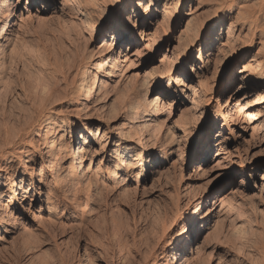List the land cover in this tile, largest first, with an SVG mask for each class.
<instances>
[{"label": "rangeland", "instance_id": "374dc122", "mask_svg": "<svg viewBox=\"0 0 264 264\" xmlns=\"http://www.w3.org/2000/svg\"><path fill=\"white\" fill-rule=\"evenodd\" d=\"M24 1L21 6L26 10L21 11L22 18L16 21L14 29H17L15 34L18 32V40L20 38L19 43L22 45L19 46L26 56L20 60L21 62L12 63L7 74L10 87L0 95V125L15 124L16 116L21 115L24 110L27 114L32 112V115H35L36 113L33 112L40 105V92L43 89L49 90L57 83L59 88L56 86L57 91L50 100L54 116H62L74 121L75 117L71 112L74 106L69 104L67 91L63 88L64 84H60V80L66 74L71 80L74 79L71 77H82L84 73L80 68L95 58L101 40L106 38L110 41L109 29L115 19H121L125 26L134 21L132 18L134 0H89V16L81 19V25L54 9L51 2L41 3V6L37 7L38 12H35L34 8L26 6ZM204 1L196 0L191 7L186 0L185 2L182 0L179 5L176 0L157 1L156 7L159 13H155L153 27L161 21L162 9L166 8L170 13L168 23L160 24L166 32V40L152 58H144L139 63L131 57L126 65L138 66L140 79L145 70L153 65H159L169 51L173 52L192 43V39L199 35L203 39L208 36L215 39L218 36L216 34H221L219 41L213 44L221 52L218 53L217 50L209 57L208 65L200 71V78L193 75L195 80L188 82L187 96L192 98L193 89L198 88L200 83L205 90L213 94L212 107L219 104L225 115H231L235 121L240 119L235 102L247 107L257 93L250 91L245 96L244 85L236 80L238 71L243 69V65L262 59L258 53L261 46L258 44L259 35L254 37L251 43L247 27H242L240 22V17L253 8L255 0H236L230 11H222V13L219 4L223 0L211 2L207 0L206 3ZM148 6V1L145 0L140 9L141 13ZM220 13L223 15L221 25L216 28L215 34L210 35L212 24L217 22ZM17 17L20 18L19 11ZM230 24L233 39L228 40L230 46L226 48L222 44L226 41V32ZM259 24H264V9L260 14ZM84 27L90 28L89 35L82 31ZM97 27L103 35H98ZM203 41H199L195 46V62L199 46ZM125 46L124 44L123 50ZM208 53L210 54V51ZM80 58L84 60L80 61ZM180 78H182L181 74L174 75L171 78L173 85ZM135 81L127 80L124 84L131 86ZM75 82L79 83L78 80ZM24 87L31 89L30 95L25 92ZM32 88L37 89L36 93L32 92ZM163 91L166 95L162 97L161 103L165 109L164 115L169 117V122L164 126L166 136L176 137L172 128L175 124H187L188 127L186 137L175 146H171L173 149L179 146V151L168 155V160L166 159L159 168L151 170L147 166L146 174L141 178L140 167H137L138 158L135 156L136 159L131 161L134 170L127 175L129 179L127 192L119 194L116 183H112L111 179L107 180L102 186L101 196L96 201L87 203L88 210L82 217L79 209L63 210L62 205L48 209L46 198H43L41 203L43 211L35 212L32 222L30 219L25 222L26 226L40 225L34 238L23 239L22 235L18 234L20 229L17 231L11 229L12 222L0 227V264H146L150 259L151 250L136 246L138 237L143 233L146 217L152 216V210L156 212L167 210L169 225L164 243L166 245L172 243L183 230L178 222L179 210L189 207L192 211V201L196 195L209 196L210 201L221 197L223 199L222 205H218L215 209L216 211L219 208V212L209 222L208 234L199 237L197 244L193 245V250L198 246V252L193 255L191 262L193 264H264V259L261 260L264 251L262 250L261 253L260 249L263 238L261 232L264 229L263 135L250 136V131L242 133L237 129L233 136H226L222 148L219 144V148L212 150L211 155L215 151L219 152V149L225 153L239 155L240 160L246 163L243 170L236 173H232L230 169L222 170L221 174L211 178L207 177L205 172H201L197 179L190 180L187 178L188 171L194 169L197 163L185 165L187 154L199 139L201 143L207 140L205 136H201L202 133L207 131L211 141L216 139L219 130L212 129L210 124L215 116V109L211 108L207 112L199 108L194 111L190 101L184 99V95L180 92L171 94L167 89ZM113 93L106 94L104 101L112 94L110 103L117 96ZM124 94L126 92H123V96ZM243 96L246 98L242 100ZM138 99L143 101L142 92H139ZM112 105L115 107L116 103ZM254 109L249 108V111ZM89 114L87 116L91 117ZM194 114L196 117L192 122ZM114 116V112L110 114L111 118ZM240 133L242 137H239ZM99 148L100 146H97V149ZM201 148L202 145H199L197 151L199 152ZM91 149L89 159L94 148ZM106 157L108 159L107 155L100 154L94 158L93 170L99 163L103 165L107 163ZM41 163L39 161L37 167ZM212 165L213 163L209 167ZM104 168L106 167L103 166ZM36 206L37 209L39 205ZM66 217L71 219L67 220ZM5 230L7 232H4Z\"/></svg>", "mask_w": 264, "mask_h": 264}, {"label": "bare ground", "instance_id": "6f19581e", "mask_svg": "<svg viewBox=\"0 0 264 264\" xmlns=\"http://www.w3.org/2000/svg\"><path fill=\"white\" fill-rule=\"evenodd\" d=\"M46 1L51 2L54 9L80 25L81 19L89 16V0H60V2L25 0L24 2L26 6L38 12L37 7ZM147 1L149 6L143 13L140 9L145 0L133 1L132 18H135L131 24L125 26L119 18L113 21L109 29L110 41L106 38L101 40L95 58L89 63L85 62L86 64L80 68L84 73L82 77H71L74 78L71 80L66 74L60 80V84H64L63 88L67 91L69 104L74 106L71 110L75 117L74 121L62 116H54L50 100L57 91V83L49 90L43 89L40 92V105L38 107L35 105L37 107L34 108L35 115H32V112L27 114L24 110L21 115L16 116L15 124L0 125V227L12 222L11 229L16 231L20 229L18 234L22 235L23 239L29 240L34 238L40 225L37 226L38 228L32 225L26 226L25 222L28 219L32 222L35 212L43 211L41 207L43 198H46L48 209L49 207L55 209L58 205H62L63 210L79 209L82 217L88 210L87 203H92L101 196L102 186L107 180L111 179L112 183H116L119 194L127 192L129 182L127 175L134 170L131 161L136 159H134L135 156L138 158L137 167H140V178L145 176L147 166L151 170L162 166L166 159L168 160V155L179 151V146L176 149L171 146L183 140L188 133L187 124H175L172 127L173 134L176 135L174 138H169L164 133V126L169 122V117L164 115L165 109L161 103L162 97L166 95L163 89H167L171 94L180 92L184 95V99L190 101L194 111L199 108L207 112L211 108L215 109V116L210 124L212 129L219 130L216 139L211 141V136H207L206 131L201 136H205L207 140L201 143L199 139L192 146L187 154L185 165L189 166L193 162L197 164L194 169L188 171V179H197L201 172H205L207 177L211 178L221 174L222 170L230 169L232 173H236L244 169L243 166L246 163L240 160L239 155L225 153L222 149H219V152H213L212 155L211 152L219 144L222 148L226 136H233L237 129H240L242 133L250 131V136L261 134L264 137V24H259L264 0H255L253 8L246 11L244 15L242 13L243 16L240 15L242 16L240 22L242 27H247L251 43L253 38L259 35L258 44L261 46L258 53L262 59L252 61L254 65L251 62L246 63L247 65H243V69L238 71L236 80L244 85L245 96L250 91L257 93L247 107L235 102V106L238 107L237 115L240 116V119L235 121L231 115H225L219 104L212 107L213 94L205 90L200 83L198 88L193 89L192 98L187 96L188 82L194 81V76L200 78V71L208 65L209 57L218 50L213 44L219 41L221 34H216L218 36L214 37L215 39L209 36L203 39L199 35L192 39V43L173 52L169 51L159 65H153L145 70L140 79L138 66L126 65L131 57L139 63L144 58H152L166 40V32L160 24L168 23L170 13L166 8L162 9L161 21L153 27L155 13H159L156 7L159 0ZM181 1L176 0L178 5ZM195 1L186 0L190 7ZM235 1H221L219 4L221 13L230 11ZM22 2L23 0H0V95L10 87L7 74L11 64L23 60L26 56L22 47L19 46L21 43H19L20 38L18 40V32L15 34L17 29H14L16 21L22 18L21 11L26 10L22 8ZM221 13L217 22L212 24L210 35L215 34L216 28L221 25V19H223ZM230 27L231 24L227 28L229 32H226V41L222 44L226 48L230 46L228 40L233 39L230 33L232 27ZM89 29L84 27L82 31L89 35ZM96 29L98 35H103L100 28ZM202 40L204 41L199 46L195 62L194 49ZM124 44L126 46L123 50ZM219 52L221 50H218ZM81 59L84 60L80 58V61ZM76 64L79 65L77 62ZM176 74H181L182 78L173 85L171 78ZM131 79L136 80L133 85L124 84ZM77 80L78 84L75 82ZM29 89L25 88V92L29 93L31 91ZM33 90L35 89L32 88V92L36 93L37 89ZM109 92L117 94L110 103L112 94L108 95L109 97L104 101ZM123 92H126L124 96ZM139 92L143 93V101L138 99ZM245 98L243 96L242 100ZM114 102L115 107L112 105ZM249 108L255 109L249 111ZM113 112L115 116L111 118L110 114ZM88 113L91 117L87 116ZM195 115L192 116V122ZM33 132L36 135H33ZM242 133L239 137L243 136ZM199 145H202V148L198 152ZM97 146L100 148L97 149ZM91 148L94 150L89 159ZM100 154L108 156V159L105 158L107 163L104 165L99 163L93 170L94 158ZM39 161L42 163L37 167ZM212 163L213 165L209 167ZM103 166L106 168L103 169ZM263 183L264 178H262ZM222 199L223 197L210 201L209 196H194L192 211L189 207L179 210L178 222L182 225V233L167 245L164 241L169 225L168 215H166L168 212L164 209L165 212L152 210V216L146 217L143 233L136 242V246L151 250L150 259H147L146 264H191L193 255L198 252V246H195L193 250V245L197 244L199 237L208 234L209 222L219 212V208L216 211L215 209L218 205H222ZM36 205H39L37 209ZM69 219L71 217L67 218ZM12 233L14 234V231ZM261 237L263 238L260 249L264 251V229ZM259 258H261L260 253ZM263 259L264 257L261 260Z\"/></svg>", "mask_w": 264, "mask_h": 264}, {"label": "snow or ice", "instance_id": "6c2138e0", "mask_svg": "<svg viewBox=\"0 0 264 264\" xmlns=\"http://www.w3.org/2000/svg\"><path fill=\"white\" fill-rule=\"evenodd\" d=\"M135 17H133V19H134ZM130 26V25H129ZM33 135H36V133L35 132H33Z\"/></svg>", "mask_w": 264, "mask_h": 264}]
</instances>
